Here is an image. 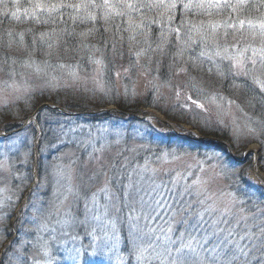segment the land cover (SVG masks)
I'll return each instance as SVG.
<instances>
[{"label":"rangeland","instance_id":"374dc122","mask_svg":"<svg viewBox=\"0 0 264 264\" xmlns=\"http://www.w3.org/2000/svg\"><path fill=\"white\" fill-rule=\"evenodd\" d=\"M74 1L75 5L72 8L76 7V10L90 11L98 7L96 2L91 3L89 0ZM144 1L150 2L155 7L164 5L165 8L171 7L173 4L176 6L179 3L182 4L179 24L173 26L172 23H168L170 31L167 33L168 40L163 42L165 47L170 45L173 46V49L178 50L173 52V56L177 59L176 63H181L170 66L172 69L166 76L160 75V66L157 67L154 62L158 56L156 51H162L164 48L162 46L158 48L157 44L148 42L149 40L147 41L143 35L139 36V41L130 45V48L134 49L132 46L138 44L136 50L125 56L124 54L121 57L116 56L112 81L109 79L108 69L97 59L98 57L88 67L81 68L67 67L66 65L41 67L35 63L22 68L13 67L6 72L0 65V109L3 110L0 112V119L4 120L0 124V133L8 134L0 142V205H2L0 206V216L11 212L8 219H0V244L5 237L3 229L7 222L10 224L12 233L0 247V262L4 257V264H18L15 260V257L20 255L18 247L14 246L9 249V252L12 253L11 258L5 254V248L17 235L13 228L21 227L20 219H18L21 218V215L23 229L29 230L24 233L23 238L30 241L34 239V236L30 237V234L33 233L30 230L34 229L50 212L63 213L66 209L71 208L74 214L83 219V200L75 202L77 197L75 194L68 193L69 188L77 192L81 198L100 192L105 188L109 189L112 217L117 219V229L121 231L122 235H125L128 217L131 215L133 222L146 236L144 243H148L149 239L155 240L156 236L148 234L145 226L146 218L147 223L152 227L159 223V221L153 223L149 215L151 201L160 198L167 199L169 192L172 196H178L180 192H183L185 183L191 185L198 182L192 191L198 192L200 195L193 196L190 203L196 204L199 199H204L217 209L230 212L234 217L233 222L243 218L247 224L259 225L255 227L253 233L257 237L254 242V246L259 247L257 253H252L254 247L252 246L249 250L248 260L243 257L237 260L240 264H264V254L263 256L258 254L264 250V240L260 239L264 237V205L254 204V209L257 211L251 212L253 209L249 211L248 205L239 203L240 199L231 194L226 182L228 176L235 180L245 177L247 181L264 188V145L260 143V140L253 138L259 134L264 139V121L259 119L261 123L252 125L256 128V132H249L248 117L256 119L250 113L249 106L236 96L225 94L220 85H217L210 77L196 78L194 75L195 61L191 62L190 68L187 67L186 59L182 61L183 56H189L191 53L190 56H198L202 61H210L214 65L222 64L229 77L238 81L248 80L258 88L257 81L264 82V52L261 51L264 50V0H227V2L220 0L219 3L216 0ZM126 3L129 1L103 0V4H106L107 8L115 13L124 9L132 10L133 6L127 7ZM257 3L261 7L253 8L258 13L241 15L245 4ZM185 4H188L189 7L185 8ZM120 5L121 7H119ZM36 6L38 10H42L41 12L48 9L42 3ZM107 8L106 10H108ZM175 8L173 17L177 14ZM33 10L35 8L31 9V11ZM241 21H243L242 25ZM210 24L217 25L215 30L209 27ZM233 24L235 27L231 26ZM177 29H179L178 32ZM172 48L170 49L172 50ZM252 48L257 49L255 55L252 54ZM193 49L194 52L190 51ZM245 49L247 51L244 52L243 57H240L239 52ZM179 50L181 51L179 52ZM217 52L220 54L217 55ZM131 58L133 59L130 60ZM241 59L243 68L236 62ZM131 61L136 64H132ZM107 78L109 79L108 84L106 83ZM36 93H39V96L45 94L64 104L70 103L78 106L87 103L93 105L99 101L104 102L110 100L111 97L119 103L126 100L133 108L139 110L138 114L146 115L148 112H153L168 120L177 130L190 137H205L201 143L206 146L207 150L203 152L189 150L188 146L183 144L166 146L161 137L153 142L149 139L151 134L156 137L170 132V128L166 124L154 119L137 120L130 123L124 120L127 116L112 112L109 114H116L114 116L118 118L107 117L94 123L82 120H62L53 129L56 142L51 144L44 142L39 151L38 140L41 133L37 122L31 123L35 128V133L30 130L29 125L18 131L5 128L8 123H18L16 117L13 116H22L23 114L24 109L18 105L13 106V103L24 98V100H30L29 97ZM213 96L225 97L223 104L218 106L212 100ZM146 101L151 103L148 107L144 106ZM111 106L118 107L115 104H107L102 108ZM6 109L8 111L5 112ZM99 109L101 108L92 107L83 111ZM66 110L68 113L71 110L78 111ZM128 133L129 138H142L147 141L143 147L144 152L139 157L137 154L139 144L129 140L131 155H123L117 160L116 156L118 153H122ZM236 135L239 136L238 140L233 139V136ZM220 136H224L226 139L225 147L227 148L224 147L226 152L236 156L237 159H244V151L250 149L251 154L241 163L236 162L235 168L230 170L232 173H239L240 176L226 174L216 159H208V155L214 151L226 155V152L224 153L216 147L215 150L211 148V145L214 146L215 143H218L216 139L222 140ZM151 142L153 143L151 144ZM57 146H61L62 151L49 158L48 154H51V151H54ZM80 152L86 155L80 158ZM18 157L20 159L16 161ZM114 157H116L115 165L112 162ZM38 164H40V176L36 173V181L26 191L24 180L29 174L27 170L31 167L32 170L35 168L37 172ZM253 170L261 173L262 179L254 178ZM31 174L33 175L32 171ZM173 181H177L179 184L173 187ZM58 184L59 187H57ZM40 185L46 186L40 187ZM154 185H163V187L156 189ZM34 191L37 193L35 197L30 195ZM54 191L63 194L59 197L60 200H64V195L67 196L59 209H54L57 202ZM125 191L128 193L126 197ZM183 199L187 201L188 197L184 196ZM141 200L144 201L143 204ZM104 202L102 194L101 203ZM33 203L35 208L28 207ZM169 203L171 204L172 201L169 200ZM14 208L15 212L12 215ZM120 209L121 211L117 212ZM151 215H155V213ZM32 218H36V224L31 223ZM182 218V214L177 215L173 224L176 225V222ZM55 222L56 217L53 216L51 224L56 226L59 231L60 226ZM90 227H95V225L92 224ZM184 230V225L176 226L172 239L175 240ZM76 231L83 235L82 228ZM97 234L99 235V233ZM192 235L195 236L197 233L193 232ZM45 238L47 239V235ZM185 241H187V236ZM212 242L215 243L214 240ZM84 243L87 244L88 240H84ZM160 243L164 245L163 240ZM165 246L173 247L172 245ZM57 247L58 245H54L52 251L53 255L59 259L61 256L56 251ZM174 247H179V244L177 243ZM184 251L187 253L188 249ZM24 255L25 257L44 259L39 248H34L31 245L24 249ZM92 259L99 261L103 257L97 256ZM24 263L30 264L27 259ZM113 264L116 262L113 261ZM153 264H158V261H154Z\"/></svg>","mask_w":264,"mask_h":264},{"label":"trees","instance_id":"16d2710c","mask_svg":"<svg viewBox=\"0 0 264 264\" xmlns=\"http://www.w3.org/2000/svg\"><path fill=\"white\" fill-rule=\"evenodd\" d=\"M89 1H91V3L96 2L98 7H95L94 10L91 9L90 11L82 9L76 10V7L72 8L75 5L74 0H0V65L4 67L3 69L7 72L13 67L22 68L25 65H34L35 63L39 64L41 67L66 65L67 67L81 68L88 67V65L98 57L97 59H99L108 69L109 79H111L113 76L112 70L116 56L119 55L121 57L123 54L125 56L136 50L137 46H139L138 44L132 46L134 49H131L130 45L139 41V36L141 35L145 36L147 41L149 40L148 42L157 44L158 48L161 46L164 48L162 51H156L158 56L154 59L157 67L160 66V75L166 76L172 69L170 66L181 63H176L177 59L173 56V52L178 50L175 48L173 49V46L170 45L165 47L163 44V42L168 40L167 33L170 32L168 30V23H172L173 26L179 24L181 3L177 4L175 8L177 14L173 17L172 14L174 13V7L171 6L165 8L164 5L163 7H155L150 4V2L144 0H127V2L129 1V3H126L127 7L133 6L134 8L132 7V10H120L116 13L109 10L107 5L103 4V0ZM39 3H42L44 7L48 9L41 12L42 10L36 8V5ZM258 6V3L245 4L242 8L241 15L247 16L249 13H258L256 12V9L253 8ZM119 7H121V5ZM33 8H35V10L31 11ZM106 8L108 10H106ZM169 17L172 19L169 20ZM170 48H172V50ZM128 50L129 52H127ZM180 51L181 50H179V52ZM190 51L194 52V49ZM190 55L192 54L190 53ZM190 55L183 56L182 61L183 59H186L187 67L189 68L192 66L191 62L195 61L196 68L194 69V75L196 78H203V76L205 78L210 77L217 85H220L225 94L236 96L238 99L242 100L249 106L250 113L254 117L264 121V107L261 106V97L264 96V94H262L257 87L248 80L242 81L243 79H241L238 81L229 77L227 70L223 69L224 66L222 64L214 65L211 64L210 61H202L198 56ZM132 59L133 58L130 60ZM131 63L136 64L134 61H131ZM109 79H106V83ZM234 82L238 84L239 87L233 86ZM29 98L30 100H24V98L19 102H14V105L12 104L13 106L18 105L24 110L22 116H13L16 117L15 119L18 123L6 124V130H12L20 126L22 122L21 120H24L30 113H32L35 107L42 101H50L59 104L66 109L73 110H85L92 107L101 108L107 104H115L124 111H139L128 104L126 100H122L119 103V101L113 97L104 102L99 101L93 105L87 103L80 106L77 104L71 105L70 103L64 104L45 94L39 96V93L32 94ZM83 101L86 100L83 99ZM150 104L149 101L144 102V106L146 107ZM1 111L3 110L0 109V112ZM6 111L8 110L6 109L5 112ZM114 115L70 116L52 108L42 107L36 116L37 124L41 133L38 140L39 151L42 149L44 142H49V144L56 142L53 129L64 119L82 120L88 123H94L107 117L118 118ZM124 120L130 123L137 121V119L132 117H126ZM3 121V119H0V124ZM28 127H30V130L35 133L33 124H30ZM126 136L127 139H125L122 153H118L116 156L118 158L117 160L122 158L123 155H131L129 151L130 141L139 144L137 154L141 157V154L144 152V144L147 141H144L142 138H129V133ZM159 137L165 142L166 146L183 144L184 146H188L189 150H198L199 152L207 150L206 146H203V144L177 136L172 132H166L165 134L161 136L157 135L156 137L151 134L149 139L154 142ZM220 137L223 140H226L224 136ZM153 142H151V144ZM214 146L216 149L223 151L224 153L226 152L222 144L215 143ZM61 151V146H57V148L54 151H51V154H48V156L49 158H52ZM85 155V153L80 152L79 157L83 158ZM116 157L112 158L114 165L116 164ZM225 157L228 158L232 164L236 163L231 159L227 152ZM19 159L20 157L16 158V161ZM27 171L29 174L26 175L24 180L25 190L28 189L32 182L31 167L28 168ZM37 174L40 176V164L37 165ZM226 182L228 183V190H230L231 194H234L237 199L243 198L245 201H248L249 198H252L254 203H244L246 206H249V211L250 209H253L251 212L257 211L254 209V204L259 206L264 205L263 187H258L255 183H251L246 179L241 181V177L235 180L228 176ZM243 187H245L244 191H238V188ZM15 208L12 209V215H14ZM257 218L259 217L257 216ZM9 225V222H7L5 227L10 229ZM13 231L17 234V229L13 228ZM201 233L202 232H200L199 235ZM9 236L11 235L5 234L0 247ZM33 236L34 234L31 233L30 237ZM258 249L259 247L255 245L252 253L256 254ZM258 254L263 256L264 250H261ZM2 258L3 261L1 262L4 264V257ZM23 264L25 263L23 262ZM234 264H240V262L236 260Z\"/></svg>","mask_w":264,"mask_h":264},{"label":"snow or ice","instance_id":"6c2138e0","mask_svg":"<svg viewBox=\"0 0 264 264\" xmlns=\"http://www.w3.org/2000/svg\"><path fill=\"white\" fill-rule=\"evenodd\" d=\"M216 2L219 3L220 0H216ZM224 2H227V0H224ZM172 7H176V5L173 4ZM184 7L188 8L189 5L185 4ZM171 19L169 17V20ZM242 24L243 21H241ZM231 26L235 27L234 24ZM209 27L215 30L217 25L210 24ZM178 31L179 29H177ZM246 51L247 49L239 52V56L243 57ZM261 51L264 52V50ZM256 52L257 49L252 48V54L255 55ZM219 54L217 52V55ZM236 62L243 68L242 59ZM257 84L259 91L264 94V82L257 81ZM233 86L239 87L235 82ZM212 100L220 106L223 104L225 97L213 96ZM261 106L264 107V96L261 97ZM248 120L249 132L255 133L256 128L252 125L254 123L259 124L261 121L258 118L253 119L251 116L248 117ZM3 138L0 137V140ZM193 138L200 140V138ZM253 138L260 140V143L264 145V139L259 134ZM233 139L238 140L239 136H233ZM211 148L215 150V146L211 145ZM250 154L251 151L243 155L246 159ZM208 159H216L222 171H225L226 174L240 176L239 173L230 171L235 168V165L222 152L214 151L208 155ZM245 179V177H241V181ZM172 183L173 187L179 184L177 181ZM196 183L198 182L191 185L185 183L183 192H180L178 196H172L169 192L167 199L160 198L151 201L152 206L149 208V215L153 223L156 221H159V223L152 227L147 223L146 218L145 226L148 234L156 236L155 240L149 239L148 243H144L146 236L141 233L137 224L133 222L131 215L128 217L126 234L122 235L121 231L117 229V219L112 217L109 189L105 188L100 192L92 193L90 196L85 195L81 198L77 192L69 188L68 193L75 194L77 197L75 202L78 203L81 199L83 200V219L74 214L71 208L66 209L63 213L59 211L50 212L34 229L30 230L34 234V239L30 241L23 238L24 233L29 230L23 229V218H18L21 227L17 229L14 240L5 248V254L11 258L12 253L9 252V249L14 246L18 247L20 255L15 257L18 264H23L26 259L30 264H113V261L116 264H153L154 261H158V264H213V262L215 264H234L240 257L247 259L250 247L254 246V242L257 240V237L253 234L255 227L259 225L247 224L243 218L233 222L234 217L230 212L217 209L204 199H199L196 204L190 203L193 196L200 195V193L192 191L196 187ZM45 186L40 185V187ZM57 187H59V184ZM154 187L160 189L163 185H154ZM244 188H238V191H244ZM36 194L35 191L30 193L33 197ZM102 194L104 203H101ZM61 195H63L61 192L54 191V197L57 201L54 209H59L64 200L67 199V196L64 195V200H60ZM124 195L125 197L128 195L127 191L124 192ZM184 196L188 197L187 201L183 199ZM169 200L172 201L171 204ZM246 202L254 203L252 198H249L248 201L243 198L239 200L241 204ZM141 203L143 204L144 201L141 200ZM28 207L35 208V205L33 203ZM37 211H40V209H37ZM119 211L121 209L117 212ZM152 213H155V215H151ZM181 214L183 218L174 225L175 217ZM10 216L11 212H7L0 216V219H8ZM53 216L56 217V225L60 226L59 231L56 226L51 224ZM31 223L36 224V218H32ZM92 224L95 227H90ZM178 225H184L185 230L181 231L179 236L173 240L172 234ZM81 228L83 229V235L76 231ZM193 232L197 235L193 236L191 234ZM200 232L204 234L201 236L199 235ZM3 233L12 234L8 227L3 229ZM45 235H47V239ZM186 236L187 241H185ZM260 239L264 240V237ZM84 240H88V243L85 244ZM161 240L164 241V245L160 243ZM213 240L215 243L212 242ZM177 243L179 247H174ZM28 245L39 248L44 259L25 257L24 249ZM54 245H58L56 251L60 253L61 258L59 259L53 255ZM165 245H172L173 247ZM185 249H188L187 253L184 251ZM97 256L103 257V259L94 261L92 257ZM253 260H255V257H253ZM0 264H3V262H0Z\"/></svg>","mask_w":264,"mask_h":264},{"label":"water","instance_id":"95a60500","mask_svg":"<svg viewBox=\"0 0 264 264\" xmlns=\"http://www.w3.org/2000/svg\"><path fill=\"white\" fill-rule=\"evenodd\" d=\"M43 106H47V107H51V108H54V109H57L59 110L60 112L62 113H65V114H70L68 113L63 107L59 106V105H52L48 102H41L36 108L35 110L33 111V113L31 115H29V117L24 121V123L22 124V126L18 129L20 130L21 128H23L24 126H26L31 120L35 119V116L37 114V112L39 111V109ZM118 112V113H121V114H126V115H130L136 119H139V120H147V119H150V118H156V119H159L161 120L162 122L168 124L171 128H172V131L179 134V135H182V136H186V134H182V133H178L177 131H175L174 127L171 125L170 122H168L167 120L165 119H162L160 117H158L156 114L154 113H148V114H137V113H133V112H127V111H123L121 109H119L118 107H114V106H111V107H105V108H101L97 111H83V112H74L72 113V115H92V116H95V115H100V114H104V113H108V112ZM8 135V134H7ZM5 136V133H0V137H4ZM196 138H200V139H205V137H196ZM194 139V138H192ZM194 140H197V139H194ZM216 141H219L221 143H224L222 140L220 139H216ZM225 144V143H224ZM250 149H247L245 150L244 154L245 153H249ZM244 159L242 160H238V162H242Z\"/></svg>","mask_w":264,"mask_h":264},{"label":"bare ground","instance_id":"6f19581e","mask_svg":"<svg viewBox=\"0 0 264 264\" xmlns=\"http://www.w3.org/2000/svg\"><path fill=\"white\" fill-rule=\"evenodd\" d=\"M159 117V116H158ZM261 174V173H260Z\"/></svg>","mask_w":264,"mask_h":264}]
</instances>
